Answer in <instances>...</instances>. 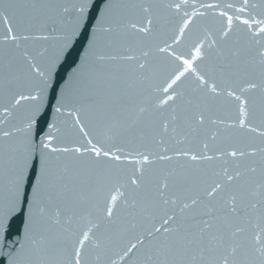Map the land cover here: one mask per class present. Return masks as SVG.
I'll return each mask as SVG.
<instances>
[{"label":"snow or ice","instance_id":"obj_1","mask_svg":"<svg viewBox=\"0 0 264 264\" xmlns=\"http://www.w3.org/2000/svg\"><path fill=\"white\" fill-rule=\"evenodd\" d=\"M257 9L0 0V256L264 264Z\"/></svg>","mask_w":264,"mask_h":264},{"label":"water","instance_id":"obj_2","mask_svg":"<svg viewBox=\"0 0 264 264\" xmlns=\"http://www.w3.org/2000/svg\"><path fill=\"white\" fill-rule=\"evenodd\" d=\"M252 3H255L258 5V11H261V10H264V0H251ZM92 15L93 17L98 15V10L97 9H93L92 10ZM95 21L93 20L92 23H94ZM0 31H3V27L2 25H0ZM73 55H76V52L74 51L73 52ZM49 101L52 105H54L55 101L51 99V94L49 93ZM46 111H47V114H48V118L51 119L52 117V107L50 106H46ZM20 224V219L17 218V220H15L13 222V226H14V229L17 225ZM12 239H17V236H16V233H15V230L13 231V236H12ZM0 264H8V260L6 257L4 256H0Z\"/></svg>","mask_w":264,"mask_h":264}]
</instances>
